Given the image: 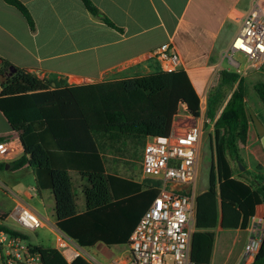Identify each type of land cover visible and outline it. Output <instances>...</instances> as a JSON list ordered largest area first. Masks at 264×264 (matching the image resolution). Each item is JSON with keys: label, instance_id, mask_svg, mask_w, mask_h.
Listing matches in <instances>:
<instances>
[{"label": "crops", "instance_id": "0c3cea01", "mask_svg": "<svg viewBox=\"0 0 264 264\" xmlns=\"http://www.w3.org/2000/svg\"><path fill=\"white\" fill-rule=\"evenodd\" d=\"M21 1L30 11L35 28L30 27L20 10L0 0V69L3 61L7 60L14 68L33 72L40 78L65 80L86 123L95 129L106 128L105 113L110 110L122 111L130 121L167 112L172 77L170 73L162 72L157 60L151 56L155 49L166 43L176 48L184 65L189 60L197 59L198 66H205V74L189 73V77L200 99L206 93L207 103L214 77L223 68V54L239 32L243 17L255 2L92 0L121 28L117 29L93 16L81 0ZM202 62L204 65H199ZM0 74L6 77L0 80L1 92L9 74ZM246 101L250 113L264 125V104L256 93L249 91ZM184 109V103L180 104L173 121ZM206 110L207 104L205 116ZM0 114V117H5L1 111ZM6 121L7 127L0 129V134L7 136L4 140L18 138V153L0 160L9 165V162L24 153V146L20 134L12 130ZM145 143L126 139L120 142L121 149L119 143H114L106 144L102 150L106 172L118 176L117 191L120 197L144 190L146 181L152 179L143 173ZM117 144L118 149H115ZM261 146L264 150L251 114L248 139L241 144L247 169L253 170L259 164L264 166ZM69 174L72 187L76 184L84 195L78 199L75 195L77 210L82 213L87 209L85 189L89 181L76 170L70 169ZM0 190L3 193L0 196V225L16 227L9 220L20 201L28 204L46 220L43 228L51 232L48 223L57 224L54 192L51 188L37 187L36 173L32 167L12 170L9 165L1 169ZM41 206L43 209L52 206L54 218L43 214ZM263 230L262 204L256 207V213L250 218L247 228L225 229L218 226L211 264H239L245 244L259 236ZM44 243L45 240H41L30 244L42 250L46 264L49 261L44 252L48 254L52 250L58 252L60 262L72 264L74 260L69 261L61 251ZM86 248H95L109 262L128 253V243L108 246L98 242Z\"/></svg>", "mask_w": 264, "mask_h": 264}, {"label": "trees", "instance_id": "16d2710c", "mask_svg": "<svg viewBox=\"0 0 264 264\" xmlns=\"http://www.w3.org/2000/svg\"><path fill=\"white\" fill-rule=\"evenodd\" d=\"M24 15L32 29L35 23L21 0H4ZM88 11L111 27L114 24L92 0H81ZM3 61L0 72L9 74L0 92V111L12 130L20 134L24 153L9 162L10 169L32 167L39 189L54 192L57 226L81 245L98 242L108 246L128 243L142 214L159 193L161 181L148 179L145 189L127 197L117 191L118 176L106 172L101 155L106 144L132 139L145 142L148 136L168 135L179 106L185 103L195 116L200 115V97L186 70L171 73V91L165 114L130 121L120 110L105 113V129L88 126L65 80L40 78L33 72L15 68ZM216 85L207 95L206 117L214 120L211 147L214 163L209 185L196 199L195 227L191 258L194 264H211L216 228H247L258 205H264V166L246 167L241 144L247 142L251 113L246 97L250 87L246 76L236 70L220 68ZM264 104V80L252 84ZM0 134V141L6 139ZM261 151L263 147H260ZM235 163V165H234ZM8 162L0 161V170ZM245 167L244 170L241 168ZM87 177V209L79 213L69 170ZM0 230L25 233L7 225ZM37 248V247H36ZM72 264H90L82 257ZM250 264H264V237Z\"/></svg>", "mask_w": 264, "mask_h": 264}, {"label": "built area", "instance_id": "2783aa9c", "mask_svg": "<svg viewBox=\"0 0 264 264\" xmlns=\"http://www.w3.org/2000/svg\"><path fill=\"white\" fill-rule=\"evenodd\" d=\"M240 53L248 61L246 68L232 57ZM162 72L173 73L183 67L195 75L205 74V66H198L197 59L184 65L176 48L166 43L152 54ZM242 75L250 69H260L264 64V0H255L243 17L239 32L232 38L224 58ZM199 65H204L202 64ZM230 69L229 67H224ZM206 93L200 99L201 114L195 117L185 105L184 112L173 121L168 135H153L146 139L143 154V173L161 181L159 193L142 214L128 240L127 255L119 256L108 264H194L191 258L192 238L196 230L195 214L197 179L199 175L200 147L204 123L214 127V121L205 116ZM18 138L0 141V160L16 155ZM12 218L19 224L14 227L21 233L45 226L46 220L28 204L20 201ZM1 219V218H0ZM0 224H2L0 222ZM54 237L53 246L69 261L82 257L90 264L100 261L75 238L49 222ZM264 230L247 242L239 264H250L258 252ZM0 264H46L42 250L31 245L20 234L0 230Z\"/></svg>", "mask_w": 264, "mask_h": 264}, {"label": "rangeland", "instance_id": "374dc122", "mask_svg": "<svg viewBox=\"0 0 264 264\" xmlns=\"http://www.w3.org/2000/svg\"><path fill=\"white\" fill-rule=\"evenodd\" d=\"M232 57L241 63L242 68L247 67L248 61L242 54L235 53L232 55ZM223 67H229L230 69L234 68L232 64L230 63L229 57L225 56L224 61H223ZM245 73H246V78H247V81L250 87V92H253L252 84L257 80L264 79V64L262 66V69L260 70L250 68ZM217 81L218 79L215 76L213 80V84L216 85ZM4 126L7 127V121L5 117H0V129L3 128ZM212 135H213L212 125L208 123H204L203 138H202L201 147H200L199 175L197 179V192L198 193L202 192L209 185V173H210V170L215 160L214 153L211 147ZM121 141L117 142L119 143L120 149L122 148L120 145ZM115 149H118V144L115 147ZM73 191L76 195V199L83 198L84 195L82 193V190L76 184H73ZM2 195H3L2 190H0V196ZM41 209H42L43 214L49 216L52 219L54 218L52 206L51 207L49 206L46 209H43L41 206ZM9 223L16 227H19V224L16 221H14L13 218H10ZM25 234L27 235L26 239L29 243L36 244L37 242L41 240H45L44 245H47V246L49 245L50 247H52L54 244L53 234L47 228L42 227V228H38L37 230H25ZM121 248H124V246H121ZM88 250L91 253L97 255L98 259L101 260L102 262L106 264L109 263V261H106L105 259H103L101 254L97 252L95 248H90ZM44 254H45L46 259L49 261V264H66V263L60 262V256L58 252H56L55 250L48 251V254H47V251H45Z\"/></svg>", "mask_w": 264, "mask_h": 264}, {"label": "water", "instance_id": "95a60500", "mask_svg": "<svg viewBox=\"0 0 264 264\" xmlns=\"http://www.w3.org/2000/svg\"><path fill=\"white\" fill-rule=\"evenodd\" d=\"M15 71H16V69L13 66H11L10 67V74L14 73ZM4 79H6V77L4 75L0 74V80L3 81ZM251 114H252V118L254 120L255 126L257 128V131L261 137V142L264 146V125L253 113H251ZM8 166L9 165L7 164L6 167H8ZM242 168H244V167H242Z\"/></svg>", "mask_w": 264, "mask_h": 264}]
</instances>
